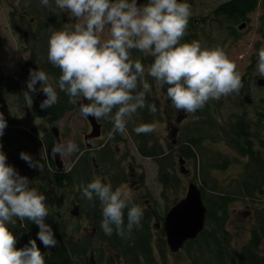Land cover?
Here are the masks:
<instances>
[{
    "label": "clouds",
    "instance_id": "1",
    "mask_svg": "<svg viewBox=\"0 0 264 264\" xmlns=\"http://www.w3.org/2000/svg\"><path fill=\"white\" fill-rule=\"evenodd\" d=\"M41 4L50 7L49 0H41ZM55 4L75 19L74 24L50 29L48 60L60 69L59 90L70 97L69 103H77V97L86 100L80 103V111L97 120H109L113 133L123 134L127 119L138 109L147 107L151 114L157 111L154 103L146 104L151 85L145 79V66L131 60L130 50L153 57L147 74L168 86L167 96L177 110L193 113L209 100H219L241 87L236 64L222 47L202 46L198 40L181 42L191 15L186 2L148 0L138 6L137 0H55ZM257 70L264 77V46L258 51ZM38 82L46 96L40 107L51 108L58 102V94L43 70L30 71L25 99L32 100ZM6 127L0 113V136ZM155 129V123H142L134 131L148 134ZM72 148L67 146L68 151ZM65 150L63 144H57L52 155L63 156ZM20 157L30 167L42 168L28 153L21 152ZM81 188L84 198L99 200L100 228L105 235L111 236L115 229L125 238L140 226L143 209L125 188L113 190L100 177ZM45 201L46 196L7 163L6 154L0 151V264H45L36 239L18 248L17 237L9 228L14 218L31 220L38 226L37 235L45 247H55L53 229L45 222L49 214Z\"/></svg>",
    "mask_w": 264,
    "mask_h": 264
},
{
    "label": "trees",
    "instance_id": "2",
    "mask_svg": "<svg viewBox=\"0 0 264 264\" xmlns=\"http://www.w3.org/2000/svg\"><path fill=\"white\" fill-rule=\"evenodd\" d=\"M259 2L260 0H234L233 4L223 5L221 10L222 13L232 18L242 20L257 9ZM23 3L28 6V13L40 22L39 29L34 36L40 47L38 52L44 50L45 53H48L50 29H59L66 24L65 13L63 10H59L55 3L50 7L42 5L41 0H25ZM22 21L25 22V26L31 25L24 16ZM15 27L18 29L16 25ZM132 60H139L142 64L151 65L153 57L141 53L133 56ZM44 68L43 71L50 74L58 84L61 75L60 69L54 67L50 62L45 63ZM25 77L26 73L21 76V79ZM245 77L242 78L243 81H245ZM13 82L19 83L17 80H13ZM256 84L259 85L258 81ZM16 86V84L5 86V90L8 89V91L1 94H9V88ZM57 94L58 102L44 110L55 122L75 107L73 103H69L70 97L59 88H57ZM153 103L157 108L156 113L151 114L147 107L142 108L141 123H153L155 117H160L158 99L154 95L146 93V104ZM217 109L219 107L214 103H206L202 109L194 112L197 119L192 123L189 138L182 139L178 149L160 144L151 133L138 134L136 140L139 153L156 162L158 180L163 186L162 194L168 204V193L173 192L176 195L182 188L181 175L177 170V154L196 163L195 180L201 182L198 185L202 190L208 212L204 230L197 238L187 241L182 249L188 255L191 264H264V111L238 112L224 116L222 108L218 111ZM3 111L0 106V113L3 114ZM4 118L7 127L3 135L0 136V151L6 154L7 163H19L8 151V147H13L17 141L15 138L17 122ZM107 121L111 123L109 120ZM112 128L111 123V130ZM114 141L116 143L123 142L119 132H115L107 141L95 144L92 149H77L73 154V166L57 174L53 179L55 183L62 187H81L100 174L102 177L109 176L105 183L110 184L113 190L121 187L122 183L129 181V172L118 158V148ZM218 143H226L235 157L216 148L219 146ZM55 145L57 143L54 134L48 133L45 138L46 153L53 163L55 157L52 155V148ZM235 162L240 163V172L230 183L225 184V181L222 182L215 174V170L227 169ZM183 197L184 195L181 194L175 196V200L173 199L170 206L167 204L163 214L150 208L154 204L150 203L149 207H145L143 201L133 199V202L143 209V217L138 228L134 227L131 233L126 234L125 238H121L116 234L115 229L111 236L104 234L100 228L102 208L99 200L89 201L82 196V199L79 200L82 212L88 221L97 227L95 237L105 245L108 251L114 252L106 260L101 246L95 254L97 264H104L105 261L106 264H117V261L122 264H167L169 248L166 234L163 228H158V223L165 220L168 210ZM240 198L257 202L259 206L254 210L255 220L248 242L240 248H236L232 243L229 220L232 205L235 200ZM124 215L126 224V209ZM154 217H159V221L154 222ZM25 221L27 228L15 230L18 248L28 245L31 239H36L37 245L44 255L45 264H90L89 243H79L72 239L65 240L61 236H56L55 247L47 248L38 238V226L31 220ZM156 233L159 235L156 236Z\"/></svg>",
    "mask_w": 264,
    "mask_h": 264
},
{
    "label": "rangeland",
    "instance_id": "3",
    "mask_svg": "<svg viewBox=\"0 0 264 264\" xmlns=\"http://www.w3.org/2000/svg\"><path fill=\"white\" fill-rule=\"evenodd\" d=\"M23 1L25 0H0V68L2 70V79L9 78L16 74L24 76L26 73V77L20 81L19 86L15 88V92L12 94L2 95L1 93L6 91L3 80H1L2 84H0V106L1 109L4 110L3 114L5 115L3 116L9 121L17 122L15 124V138H17V141L13 147H8V151H10L19 162L22 161L20 157L21 152L28 153L34 161L40 162L42 168L49 169L47 151L44 148H40V144L43 145L45 136L48 133H53L51 130L52 126L57 125L61 129L62 144L66 149L63 156H61L65 163V166L61 168L64 171L73 166V154L76 149L86 146L85 135L91 131L92 126L88 118L82 114L78 107L79 101L83 99L82 97L76 98L77 103L74 104V109L68 111L57 122L49 119V117L46 118L45 109H41L40 107L44 99L39 100L37 98L40 89L39 82L36 85L37 91L31 93L32 100L25 99L24 93L28 90L27 81L30 71L39 70L40 68L43 70L44 65L40 67L31 65L28 71L24 73L23 68H25V65L31 60V57H34L38 65H42L44 63L43 60L45 62H49V60L48 53H45L44 50L43 52H38V49H40L38 44L28 39V36L30 38V34L35 36L36 31L39 29L40 22L39 20L37 21L33 15L28 13V6L26 3H23ZM207 1L203 0L202 2L200 12L203 14L208 13L211 9H215L222 0ZM54 3L55 0H49L50 5H54ZM137 5H143L142 0H137ZM63 12L66 16V24H74L75 19L71 18L67 11L63 10ZM190 12L192 15L193 11L191 9ZM23 16L27 21H30L31 25H24L25 22L22 21ZM250 20L251 28H248L241 34L240 40L235 45L233 44L232 46L231 44L229 47L224 45V51L236 64V70L241 77V87L239 91L233 92L227 96H222L219 100L213 99L207 102L214 103L219 109L222 108V114L224 116L238 112L254 113L256 110L264 111V86L262 87L256 84L257 78L261 77L257 70V63L254 65V69L250 73V76L248 77V75H246L247 67L251 63L250 58L253 54V45L256 46L257 44L259 46H264L262 36V30L264 29V7H260V9L251 16ZM15 25L18 29H16ZM206 40L207 41L204 42V39H201L202 46H219L218 39L214 33L208 36ZM256 56L258 55L256 54ZM144 66L145 79L151 85V92L147 94L154 95L157 99L161 100L162 104V107L160 106V113L158 112L160 117H155V122H153L156 124V129L151 134L157 142L166 147L173 144L174 140L176 141V143H174L175 146H180L182 139L189 138L188 136L189 132H191L192 123L197 119L196 115L194 112L188 113L177 110L167 96L166 85H160L147 74V69L150 65L144 64ZM47 75L49 76L50 83L57 91V88H59L58 84L55 83V80L50 74ZM244 76H246L245 81L242 80ZM247 93L253 98L250 103H247L243 99V96ZM219 109H217V111ZM142 113L143 109H138L127 119L125 132L121 134L123 142L116 143L114 141V144L120 148V150L117 149L118 158L121 160V163L128 168L129 172V181L122 183L121 187L128 190L132 194L133 199L143 201L146 205L145 207H149V204L152 203L154 205L150 206V208L158 210L159 214H163L168 202L166 203L163 197V186L158 180V166L153 159L144 157L139 153L136 140L138 134L134 131L135 127L142 124L140 121V119H143ZM179 116H183L180 122L177 120ZM99 121L102 123V132L104 134L99 140V143H101L107 141L108 138L115 133L111 130V123H108L106 119H100ZM172 125L173 127H171ZM176 127L178 131L174 134V128ZM69 144L73 145L71 151L67 150ZM218 145L219 146L216 148H220L225 153H229L231 156L235 157L231 148L227 146L226 143H218ZM178 146L174 147V149H178ZM177 162V170L181 175L182 185L178 194L185 196L187 186L190 182L195 181L199 185L201 182L195 180L196 163L190 159L183 158V156L179 154H177ZM25 165L30 168L28 162H26ZM240 166V163L235 162L227 169L215 170V174L219 176L222 182L225 181V184H227L234 179L236 174H239ZM45 169L40 171V173L44 172ZM49 170L53 172L51 169ZM30 171L32 172V170ZM97 177H100L103 183H105L106 178L109 179V176L102 177L100 174H97ZM42 180L44 179L40 177L37 181L42 182ZM62 188L65 189L58 192L65 193L63 202H60L62 209H59L58 206L49 207L47 203L46 206L52 210H62L64 219L63 224L67 225V228H62L65 236L66 233L75 234V237L85 236V228L87 226L92 227L93 225L89 223L86 215L82 214V218L76 216L75 219L73 218L74 215L70 214V210L73 208V203L70 199L72 198L73 200L77 198L81 200L82 188L79 186ZM178 194L175 195L173 192L168 193V206L172 204L173 199L175 200V196ZM258 206L257 202L254 203L251 200L243 198L234 201L229 220V229L232 233V243L236 248H240L248 242L250 230L255 220L254 210H256ZM158 221L159 217H154V222ZM158 235L159 233H156V236ZM98 244L99 243H97V246ZM101 246L105 245L101 244ZM167 264H191V262L184 250L178 253H172L169 248Z\"/></svg>",
    "mask_w": 264,
    "mask_h": 264
},
{
    "label": "flooded vegetation",
    "instance_id": "4",
    "mask_svg": "<svg viewBox=\"0 0 264 264\" xmlns=\"http://www.w3.org/2000/svg\"><path fill=\"white\" fill-rule=\"evenodd\" d=\"M233 1L234 0H222L215 9H211V11H209L208 13L203 14L200 12L203 0H181V2L188 3L190 5V9L193 11V14L189 17L186 33H185V36L183 37L181 42H190L193 40H198L201 42L202 38L204 39V42H206L207 37L213 35V33H214L218 39L219 46L222 47L223 49H224V45H226L228 47L231 44H232V46H233V44L235 45L240 40L241 34L244 31H246L248 28H251V20H250L251 16L257 10H259L260 7H262V6L264 7V0H260L257 9L255 11L251 12L250 14H248L247 17L242 19V20L232 18V17L228 16L227 14L222 13L223 11L221 9H222L223 5L233 4L232 3ZM147 2H148V0H142V4H145ZM207 2H209V1H207ZM25 35L28 36L27 34H25ZM262 36H263V43H264V29L262 30ZM28 39H29V41H34V43H36L35 37L32 34H30V38L28 36ZM260 48H261V46H259L257 44H256V46L253 45V48H252L253 54H252V57L250 58L251 63L248 65L247 71H246V75H248V77L250 76V73L254 69V65L258 62V56H256V54L258 55V51ZM137 54H141V52H139L138 50H135V49L130 50V57L132 59H133V56H135ZM43 62L44 63L42 65L41 64L38 65V64H36L37 61L34 60V57H31V60L25 65V68H23V73L27 72L31 65L40 67V66L45 65V63H47L44 60H43ZM44 69L45 68L43 67V70ZM40 70H42V68H40ZM0 71L2 72L1 68H0ZM6 77H9V76H6ZM2 78L3 77L0 75V84H2L1 80H3V85H5V86H10V84H16L17 85L16 87H18L20 84V81L22 80L21 76L18 74L10 76L9 78H7V79L11 78L10 80H7V79L5 80ZM259 78H261V77H259ZM258 79H257V81H258ZM13 80H17V81H19V83L13 82ZM16 87H14V88L10 87L9 88L10 94L15 92L13 90H15ZM166 87H168V86L166 85ZM41 92L42 91L39 89L38 94H37V98L39 100L40 99H46V96H45V98L42 97L43 95L41 94ZM246 95H249L250 97H252L249 93H247L243 96L244 100H245ZM0 102H1V100H0ZM158 102H159L160 106L162 107L160 99H158ZM45 115H46V118L49 117V119L52 120V118L50 116H48L46 113H45ZM179 118H183V116H179L177 118V120H179ZM98 122L102 126V123L99 120H98ZM172 124H173V122H172ZM53 126H55V125H53ZM171 127H173V125ZM59 129H60V127H59ZM102 129H103V126H102ZM51 130H52V128H51ZM91 131H92V129H91ZM91 131L89 133H91ZM177 131H178L177 127L174 128V134H176ZM89 133H87V134H89ZM60 134H61V129H60ZM103 135L104 134L102 132L100 136L92 138L90 141V144H87V142L85 140L86 146L83 148H85V149L94 148L95 144H97V143L99 144V140L103 137ZM46 136H45V138H46ZM174 143H176L175 140H174L173 144H170L169 146L173 147V148L178 146V145L175 146ZM187 143H188V141H187ZM61 144H62V140H61ZM43 145H44V147H43ZM43 145L40 144V148H42V149L44 148L46 150L45 142L43 143ZM117 148L120 150V148L118 146H117ZM47 158L49 161V167H50L49 169H51L53 172H50L49 169H45V168L40 169L38 167H36V168L30 167L31 168L30 169L29 167H27L25 165L26 162L24 161V159H21L22 161L19 163H14V164L10 163V165H12L19 172V174L21 173L20 175L26 176L30 180L31 186L36 187L39 192L43 193L46 196L45 203H47L49 205V207H52V206L57 207L58 206L59 209H62L60 202H63V199L65 197L64 196L65 193L64 192L58 193V192L62 189H65V188H62V186L57 185L53 179L57 174H59L62 171L61 168H63L65 166V163H64L63 159L61 158L62 164L60 166H58V164L55 161H54V163L50 161V158L48 157V155H47ZM43 169H45V171L40 173V171H42ZM30 170H32V172ZM40 177H42L44 179V180H42V182L37 181ZM66 187H69V186H66ZM70 200L73 203L72 204L73 208L75 205L80 206V213L78 215H74L73 218L76 219V216H79L82 218L83 212H82L80 201L77 198H75L73 200L71 198ZM49 207H48L49 214L45 218V222L47 224H49L51 226V228L53 229L55 238H56V236H61L65 240L66 239H72V240H75L79 243H81V242H87V244L89 243V246H90V251H89V255H88L89 256V263L90 264H97L95 254H96V251L99 250V248L101 247V244H102L95 237L97 227L95 225H93L92 227L87 226L85 228V230H86L85 236L75 237L76 235L72 234V233H66V236H65L62 228H64V227L67 228V225L63 224L64 219H63L62 210H52ZM70 207H71V205H70ZM72 209L70 210V214H72ZM164 221H161L160 224L158 223V228H163ZM25 222H26L25 220L20 221L18 218H14V222L9 224V228L16 235L15 230L19 231V230L27 228V226H25ZM16 237H17V235H16ZM166 240H167V238H166ZM17 242H18V240H17ZM97 243H99L98 246H97ZM19 248H21V247L19 246ZM102 248L104 250L106 260L110 255L114 254L113 251H108L105 246H102ZM118 258H120V257L118 256ZM104 264H106V261ZM117 264H122V262L118 263V261H117Z\"/></svg>",
    "mask_w": 264,
    "mask_h": 264
},
{
    "label": "water",
    "instance_id": "5",
    "mask_svg": "<svg viewBox=\"0 0 264 264\" xmlns=\"http://www.w3.org/2000/svg\"><path fill=\"white\" fill-rule=\"evenodd\" d=\"M258 84L264 86V77L258 79ZM42 97L45 98V94L41 92ZM245 101L250 103L252 98L249 95L245 96ZM87 103L86 100H81L78 103ZM83 114V113H82ZM84 115V114H83ZM85 116V115H84ZM88 118L92 125L91 133L85 136L87 144L94 137H98L102 133V126L94 116H85ZM182 118H179V122ZM53 134L57 144H61V134L58 126L52 127ZM55 162L60 166L62 159L59 154L55 156ZM21 174V173H20ZM208 208L203 200L202 190L197 182L192 181L187 186V192L183 198H181L176 204H174L167 212L163 228L166 233L167 243L172 253L180 252L185 243L189 240H193L199 236L204 230L207 220ZM80 213V206L75 205L72 209V215H78Z\"/></svg>",
    "mask_w": 264,
    "mask_h": 264
}]
</instances>
